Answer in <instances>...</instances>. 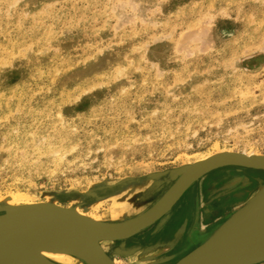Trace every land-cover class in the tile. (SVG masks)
I'll list each match as a JSON object with an SVG mask.
<instances>
[{
  "label": "rangeland",
  "instance_id": "374dc122",
  "mask_svg": "<svg viewBox=\"0 0 264 264\" xmlns=\"http://www.w3.org/2000/svg\"><path fill=\"white\" fill-rule=\"evenodd\" d=\"M224 149L264 156V0H0L1 197L124 220L166 191L152 174ZM249 170L257 186L240 204L264 184ZM164 219L102 247L150 264L197 246L183 249L190 222L152 247ZM165 222L161 235L180 225Z\"/></svg>",
  "mask_w": 264,
  "mask_h": 264
},
{
  "label": "water",
  "instance_id": "95a60500",
  "mask_svg": "<svg viewBox=\"0 0 264 264\" xmlns=\"http://www.w3.org/2000/svg\"><path fill=\"white\" fill-rule=\"evenodd\" d=\"M239 166L254 170H264V156H247L231 152L201 163L184 165L167 173L152 174L156 182L153 188L168 184L166 191L144 212L124 220L104 221L96 227V240L114 241L126 239L151 227L159 219L168 214L184 192L202 176L217 168ZM167 175L165 179L159 177ZM130 182V181H129ZM122 182L119 184H125ZM114 190L115 187H107ZM107 188L91 189L89 198H99L106 194ZM117 190H114V194ZM77 196V194H76ZM50 203V204H49ZM38 204L47 212H54L52 202ZM12 210L0 206V259L13 264H32L3 235V223L11 215ZM6 219V220H5ZM57 220L58 231L65 236L77 227L72 220ZM185 226V225H184ZM80 238H85V223L78 226ZM185 232V228L183 233ZM75 251V250H74ZM108 254L99 243L91 250L95 264H110ZM123 256L128 253L123 252ZM189 260L184 264H257L264 261V184L257 191L231 212L224 221L214 227L201 244L187 254ZM171 258V256H169Z\"/></svg>",
  "mask_w": 264,
  "mask_h": 264
},
{
  "label": "bare ground",
  "instance_id": "6f19581e",
  "mask_svg": "<svg viewBox=\"0 0 264 264\" xmlns=\"http://www.w3.org/2000/svg\"><path fill=\"white\" fill-rule=\"evenodd\" d=\"M231 152H232L231 150H225V149L216 151V153L214 152L213 154H209L208 152V155H202L201 157H198L191 164L209 161L211 159H215L216 157L227 155ZM53 153L55 154V152ZM253 155L254 154H250V153L247 154V156L249 157ZM258 182H259V185L262 184L260 181ZM232 184H234V180H230L228 184L225 183L224 187L226 188V186H231ZM24 193L19 192V193H11L4 197L0 196V206L7 207L12 210L11 215L7 218V220L5 219L6 221L3 223V230H2L4 231L3 235L9 241V243H11L32 264H95L94 259L91 257V250L94 244L99 243L101 246H103L102 244L110 243V241H99V240L97 241L96 240V237H95L96 230L95 229L98 224L104 223V220H102L99 217L98 213L97 214L92 213V212L87 213L86 210H85L86 212L83 211L78 205L73 204V203L72 205L65 207L55 202L51 203L53 205L52 209H54L55 211L47 212L44 210V208H38L39 206L38 204H45L47 202H38V201L34 202L35 199L32 200V198H30L28 194H24ZM121 197L124 198L123 196ZM234 210L235 209H232L229 212V214L233 212ZM169 213H172V211ZM171 215L172 216H169L168 214L167 216H165V218L167 217V219L170 220L169 225L170 224L173 225V223L176 220H178V218L176 217L177 214H174V215L171 214ZM59 219L72 220L77 225V227H75L74 229L71 228L72 232H70L69 236H65L61 232L58 231L60 228L56 227L55 222H57V220ZM81 223H85L84 229L87 235L85 238H82V237L80 238L79 236L80 228L78 226ZM184 225L185 224H180L178 228L175 227L176 229L172 228L173 226L167 227L171 229L167 232L164 231L165 233L164 235L166 236L165 240L162 243L160 242L155 243L154 245H152V247L154 246L161 247V249L164 248L165 250L170 248L175 243V241L180 237V234L183 231ZM196 227L197 226H196V221H195L193 222L191 229L192 228L195 229ZM189 232H190V229L188 231L187 236H189ZM207 236H202V235L194 236L193 238L189 239V241L187 240L188 242L186 241V245L184 246L183 249H186L188 246H191L192 244H195L197 242H198V245H200L201 241L205 239ZM143 239L144 238H141V240ZM110 244L108 245L110 246ZM181 245L183 244L181 243ZM148 247H150V245H148ZM196 247L192 248V250L195 249ZM188 253L182 256H179V257H173L172 255H170L171 258H169L167 254H165V256L161 255L158 259L154 261L152 260L150 264H184L189 260V257H187ZM107 256L109 258L108 261L110 264H122V261L118 260L115 256L113 255L111 256L109 254ZM148 263L149 262L142 263V264H148ZM0 264H13V263L0 259Z\"/></svg>",
  "mask_w": 264,
  "mask_h": 264
},
{
  "label": "flooded vegetation",
  "instance_id": "af4514ba",
  "mask_svg": "<svg viewBox=\"0 0 264 264\" xmlns=\"http://www.w3.org/2000/svg\"><path fill=\"white\" fill-rule=\"evenodd\" d=\"M228 174V180H234V184H232L231 186H226V188L223 186L225 183L228 184V182L226 181L222 186V190L218 191V192H223V197H217V193H210L209 192V212H210V206L211 205H215L217 203H219V211L221 210V212L223 211V213H225V211H228V209L230 208V204H239L242 201V198L244 196H246L249 192H251V190L253 191V189L256 187L257 182L255 180H253L252 178H256V174H254L253 170H249V169H245V168H240V167H232L229 168L227 173ZM257 181H260L262 183V180L259 178L257 179ZM221 196V195H220ZM230 196L232 198H230ZM198 196H196V193L194 191H191V193H187L182 201V203L180 204V206L178 207V210L176 211L177 216H179L178 220H180V224L183 223V221H187L188 225H190L189 223L193 221V219H197V226L199 224V227L201 226V219L204 221V224H208L209 222V228L211 227V225L213 224L212 222V218L210 217L209 219L204 218L203 217V212H207L208 208L207 207H200L198 199ZM227 201V202H226ZM229 203V204H228ZM232 207V206H231ZM207 208V209H206ZM173 214V213H172ZM171 215V214H170ZM213 216V215H212ZM166 219V218H165ZM165 219L163 220L162 224L160 225L161 227L157 228L153 227L152 229H150L148 232L144 233L142 236H144L146 238V236L148 234H150V232H152L153 230H156V235L153 236L152 240L150 241V244H155L157 242L162 243L166 236L165 235H161V228H163V225L168 222H165ZM206 221H205V220ZM187 225V226H188ZM157 236V237H156ZM142 238V237H140ZM168 238V236H167ZM153 241V242H152ZM259 264H264V262L259 263Z\"/></svg>",
  "mask_w": 264,
  "mask_h": 264
},
{
  "label": "crops",
  "instance_id": "0c3cea01",
  "mask_svg": "<svg viewBox=\"0 0 264 264\" xmlns=\"http://www.w3.org/2000/svg\"><path fill=\"white\" fill-rule=\"evenodd\" d=\"M222 168V167H221ZM218 169V168H217ZM228 171V168L227 169H224L222 170L221 173H219L218 175L210 178V179H206V180H202V181H199V183H196L198 181H196L195 183H193L191 186H193L191 189L190 187L185 191V195L189 192L191 193V191H194L196 193V196L197 199H198V202H199V205L200 207H209V202H206V201H209V192L210 193H216L218 191H221L222 188H223V184L227 181V178H228V174H226ZM232 180V179H231ZM228 183L230 182V180L227 181ZM223 185V186H222ZM182 195L181 198L184 199L185 195ZM221 195V196H220ZM218 198L219 197H223V192H218L217 195H216ZM233 197V196H232ZM230 196V198H232ZM179 199L177 201V203L180 201V203H176L174 206H173V210L171 209L173 215L176 214V211L178 210V207L180 206V204L182 203L183 199ZM219 203L215 204V205H211L210 206V212H209V208H208V211L207 212H203V217L204 218H207L209 219L210 217L212 218V222L213 224L211 225V227L208 229L207 228V224H204L203 220L201 219V226L199 227V224L197 226V219L192 221V224L193 222L196 221V228H190V232H189V236H187L186 240L185 241H189V239L193 238L194 236L196 235H202V236H207L211 230L217 226V224H220L222 221L225 220V218L228 216V214L226 212L229 211V209L231 210L233 207L231 206H235L234 209H236L239 205H241L240 203L239 204H230V208L228 209V211H225V213H223V211L221 212V210L219 211ZM206 208V209H207ZM230 212V211H229ZM170 213V214H172ZM169 216H172L170 215ZM168 214H166L165 216H167ZM213 215V216H212ZM177 218H179V216L176 215ZM205 220V219H204ZM170 222V220H168ZM180 221V220H179ZM206 221V220H205ZM203 224V225H202ZM209 224V222H208ZM187 221H186V224H185V231L187 230ZM192 226V225H191ZM195 243V242H194ZM186 245V243H184ZM183 244V245H184ZM184 245V246H185ZM198 245V244H197Z\"/></svg>",
  "mask_w": 264,
  "mask_h": 264
}]
</instances>
